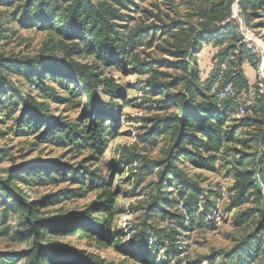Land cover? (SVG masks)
Returning <instances> with one entry per match:
<instances>
[{
	"label": "trees",
	"instance_id": "trees-1",
	"mask_svg": "<svg viewBox=\"0 0 264 264\" xmlns=\"http://www.w3.org/2000/svg\"><path fill=\"white\" fill-rule=\"evenodd\" d=\"M146 1L0 0V6L11 12L9 21L50 30L59 38L55 53L44 59L17 61L0 55V112L7 101L12 102L14 110L19 108L17 133L25 130L57 147L90 149L100 156L118 136L119 114L127 97L125 87L113 77H104L100 67L118 64L133 67L140 75L146 74L149 66L141 64L135 53L137 45L146 40L148 47L155 41L162 43L158 48L174 60L163 63L185 73L182 78L160 81L149 76L146 81L149 93L158 97L155 104L161 113L152 119L149 137L167 140L165 159L145 169H157L159 177L147 218L158 214L171 226L170 231L159 232L143 221L131 228L130 245L122 247V231L114 224L120 212L116 207L118 190L113 189V184L115 176L122 171L121 166L133 172L134 159L121 158L113 163L107 176L83 165L70 167L55 159H34L13 175L0 178V201L7 202L12 212L23 216L18 225L19 234L30 240L29 250L14 257L24 258L23 264H106L84 252L47 243V235L63 234L94 240L133 258L137 264L174 262L183 251L179 245L182 232L206 216L198 210L206 192L182 166L188 164L197 170L213 172L221 156L232 158L229 164L234 177L233 204L239 207L251 200L253 204L244 213L235 215V226L252 222L253 230L237 249L217 253L207 263L250 264L264 256V90L252 84L243 69L248 64L256 71L259 59L242 43L238 25L232 19L236 0H163L162 5L152 3L150 8L142 9L140 4ZM237 5L246 27L254 30L264 24L260 21L264 18V0H237ZM139 14L151 20V26L127 33L134 16ZM4 32L0 15V36ZM209 45L216 51L211 69L204 75L197 57ZM85 57H90L93 63L76 59ZM221 65H225L224 79L232 83L236 95L218 102L210 88ZM12 68L32 92L14 89ZM53 83L63 89L72 85L67 89L69 93L84 96L80 115L74 121L53 115L51 104L65 102ZM179 86L181 90H177ZM240 110L244 112L242 115ZM246 129L253 131L249 139L241 137ZM251 144L255 148L253 166L247 169L243 167L249 155L240 153L235 146L251 148ZM0 153L2 156L3 152ZM91 158L95 159L87 160ZM62 182H68L70 187L34 201H27L11 188V184L17 183L30 187ZM170 188L176 190V203L181 204L184 213L167 212L175 207L174 201L162 191ZM89 192H98L97 197L82 210L49 217L39 215V209L81 198ZM208 199L205 196L206 203ZM6 213L4 210L2 219ZM154 255L159 261H155Z\"/></svg>",
	"mask_w": 264,
	"mask_h": 264
},
{
	"label": "rangeland",
	"instance_id": "rangeland-1",
	"mask_svg": "<svg viewBox=\"0 0 264 264\" xmlns=\"http://www.w3.org/2000/svg\"><path fill=\"white\" fill-rule=\"evenodd\" d=\"M152 3L161 4L163 0H147L140 4L142 9H148ZM237 5V2H235ZM182 8L181 13L184 12ZM11 12L0 6V15L2 18V28L5 30L0 36V55L4 59H14L17 61L33 60L37 57L46 58L48 55L54 54L59 41L50 30H39L36 26H22L17 21L11 22L8 17ZM16 19V17L14 18ZM134 21L129 25V32L134 29L151 26V20L139 14L134 16ZM264 23L263 20H260ZM253 30L254 39L261 56L264 57V24ZM250 31V28L245 27ZM162 43L155 41L152 47H148L146 40L138 44L135 53L141 64L149 66L146 74L140 75L137 70L129 66H120L113 64L111 67H100L104 77H113L119 85H123L126 89V99L121 112L119 114L120 124L117 126L118 136L108 143L106 150L100 156L94 154L90 149L69 150V148L57 147L48 141H43L34 134H30L25 130L17 133L19 125V108L13 107L11 101H7L0 112V178L13 175L31 163L34 159L40 160H57L60 163H66L70 167L83 165L90 167L92 170H100L104 176L108 175L112 164L120 161L121 158H132L137 163L133 172L123 166L118 176H115L113 189L118 190V199L116 200L117 210L120 212L115 217V226L122 231V247H128L132 239L130 230L135 225H140L146 221L147 225L154 226L159 232H169L168 226L161 216L155 214L152 218H147L149 205L153 200L157 191L158 170H145L148 166L155 162L163 161L167 151V140L157 137L151 139L149 133L153 128L152 119L157 115H161L158 111L155 101L158 97L149 93L146 87V81L149 76L158 78L160 81H166L170 77L182 78L185 76L183 69L176 70L169 64L174 62L173 58L164 54L160 50ZM163 47H166L165 45ZM213 55L204 50L197 57L198 67L202 74H207L211 69V59ZM81 60L82 63H93L90 57ZM10 73L11 81L14 89L21 93L32 92L28 87L24 78L15 75L12 68ZM251 81L258 88L264 90V65L259 60L256 76L250 72ZM252 75V76H251ZM57 83V82H56ZM54 84L56 93L65 99V102L59 104L52 103L50 109L53 115H60L64 120L74 121L79 115L81 104L84 102V96H73L69 90ZM76 87V86H75ZM79 90V88H77ZM181 90V86L177 88ZM233 116V119L235 118ZM21 129V128H20ZM242 138L249 139L252 137L253 131L246 129ZM231 147V146H229ZM240 153L249 155V159L245 162L243 168L252 169V155L255 148L235 146ZM93 157L95 159H88ZM97 157V158H96ZM232 158L221 156L214 165V171L197 170L186 164L183 167L187 175L198 183L206 194L199 203L198 210L206 213L203 219H198L193 226H189L186 231H181L184 236L179 237L182 246V252L170 264H208L207 261L220 252L231 253L252 233V222L245 226H235L234 217L242 214L249 208L251 203L236 207L233 204L234 194L231 192L234 183V177L231 172ZM129 179H125V178ZM68 182H62L56 185H33L28 187L25 184H11V188L17 194L27 201L38 200L46 195H50L57 190L69 188ZM261 192V191H260ZM98 192H89L81 198L64 201L54 206L39 209L40 217H49L70 211H78L84 209L89 203L94 201ZM166 197L174 201V208L167 210L168 213H184V209L180 210V203H176L177 193L174 188L162 191ZM205 196H208L209 202L206 203ZM252 199V198H251ZM250 201V200H249ZM176 203V204H175ZM206 205V210L204 209ZM7 210L6 216L3 218V211ZM196 210V209H195ZM195 212V211H194ZM214 214V217L211 216ZM209 216V217H207ZM23 216L19 213L12 212L7 202L0 201V264H23L24 258H14L18 254L24 253L30 248V240H24L19 234V223ZM212 220L209 223V220ZM47 243L55 246H66L70 249L84 252L93 257L103 260L106 264H137L133 258L128 257L112 248H106L99 245L91 239L82 238L80 235H47ZM163 250L160 251L162 254ZM155 261H159L157 255ZM26 261V260H25ZM200 262V263H199ZM217 264V263H215ZM250 264H264V256H259Z\"/></svg>",
	"mask_w": 264,
	"mask_h": 264
},
{
	"label": "built area",
	"instance_id": "built-area-1",
	"mask_svg": "<svg viewBox=\"0 0 264 264\" xmlns=\"http://www.w3.org/2000/svg\"><path fill=\"white\" fill-rule=\"evenodd\" d=\"M239 34L241 36L242 43L245 45V47L249 51H251V53L254 54L259 60H261V63L263 65V58L261 56V52L258 50L256 46L255 39L251 31L241 28ZM224 71H225V65H221V69L219 71L217 79L210 88V93L215 96L218 102H221L222 100L225 99L233 98L236 95V91L232 83L225 81ZM243 113H244L243 110L239 111L240 115H242ZM136 166L137 163L132 164L133 168H135ZM179 209L183 210L181 205L179 206ZM149 243L151 244V240Z\"/></svg>",
	"mask_w": 264,
	"mask_h": 264
},
{
	"label": "crops",
	"instance_id": "crops-1",
	"mask_svg": "<svg viewBox=\"0 0 264 264\" xmlns=\"http://www.w3.org/2000/svg\"><path fill=\"white\" fill-rule=\"evenodd\" d=\"M232 19H234L235 21H236V23H237V25H238V30L240 31V29L242 28V29H245V24H244V22H243V20H242V18H241V16L239 15V7H238V5H235V3L233 4V7H232ZM250 31H251V33L253 34V36H254V33H253V30H251L250 29ZM204 50H208V52L210 53V54H212V55H214V53H215V51H216V49H214L213 47H211L210 45L209 46H204L203 47V49H202V51H201V53L204 51ZM200 55V54H199ZM198 55V56H199ZM263 58V65H264V57H262ZM243 69H244V72H245V74H246V76L250 79V81H251V78H250V72H252V74H254V76H256L255 74H256V71H254L253 69H251L250 67H249V65L248 64H244L243 65ZM252 76V75H251ZM254 82H252V84H253Z\"/></svg>",
	"mask_w": 264,
	"mask_h": 264
}]
</instances>
